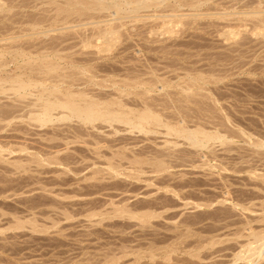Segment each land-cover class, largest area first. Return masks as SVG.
Listing matches in <instances>:
<instances>
[{"label":"rangeland","instance_id":"1","mask_svg":"<svg viewBox=\"0 0 264 264\" xmlns=\"http://www.w3.org/2000/svg\"><path fill=\"white\" fill-rule=\"evenodd\" d=\"M100 1L0 0V264H264V0ZM54 53L63 70L37 71ZM66 71L106 84L157 81L123 98L218 137L198 148L176 136H127L121 124L42 126L31 119L35 96L9 90L17 75ZM115 128L135 143L104 150L144 165L126 158L116 173L98 162L85 132ZM166 139L179 142L167 149Z\"/></svg>","mask_w":264,"mask_h":264},{"label":"bare ground","instance_id":"2","mask_svg":"<svg viewBox=\"0 0 264 264\" xmlns=\"http://www.w3.org/2000/svg\"><path fill=\"white\" fill-rule=\"evenodd\" d=\"M100 1V0H98ZM103 1V0H102ZM102 2L100 1V4ZM71 4V2H70ZM83 4V3H82ZM87 4V3H86ZM97 5L99 3H96ZM104 4V3H102ZM142 5V4H140ZM90 7V6H89ZM143 7V6H142ZM146 7V6H144ZM123 10V9H122ZM264 11V10H263ZM135 12V11H134ZM149 15V14H148ZM167 15V14H166ZM171 15V14H170ZM156 16V15H155ZM162 16V15H161ZM262 16V15H261ZM140 17V16H139ZM142 17V16H141ZM144 17V16H143ZM147 17V16H145ZM153 17V16H151ZM166 17V16H165ZM169 17V16H168ZM177 17V16H176ZM162 18V17H161ZM152 19V18H151ZM150 19V20H151ZM155 19V18H154ZM157 19V18H156ZM163 19V18H162ZM158 20V19H157ZM166 21L168 19H165ZM173 20V19H172ZM163 21V20H161ZM171 21V20H170ZM113 23V22H111ZM159 24V23H158ZM161 24V23H160ZM163 24V23H162ZM168 24V23H167ZM165 25V24H164ZM109 26V25H108ZM115 27V26H114ZM119 27V26H118ZM158 27V26H157ZM165 27V26H164ZM117 28V27H116ZM154 29V27H153ZM110 30V29H108ZM105 31V34L106 32L109 33H112L116 30H111L110 31ZM118 30V29H117ZM160 30V29H159ZM151 31V30H150ZM116 33V32H115ZM119 33V32H118ZM103 34V33H102ZM104 34V35H105ZM95 36V35H94ZM119 36V35H118ZM82 37V36H81ZM103 37V36H102ZM108 37V36H107ZM114 37V36H113ZM79 38V36H78ZM84 38V37H83ZM91 37H89L90 39ZM106 38V37H105ZM112 36H110V38H107L108 42H110V40L112 41ZM117 38V37H116ZM120 38V37H119ZM65 39V38H64ZM74 39V38H72ZM86 39V38H84ZM92 39V38H91ZM118 39V38H117ZM94 40V39H93ZM102 40V38H101ZM104 40V39H103ZM102 40V41H103ZM48 41V40H46ZM80 41V40H78ZM92 40H90L91 42ZM114 41H115V38H114ZM113 41V42H114ZM43 42V41H42ZM75 42V41H74ZM89 42V41H88ZM87 43V44H90ZM107 42V43H108ZM117 42V41H115ZM61 43V42H60ZM85 43V40L84 42ZM92 43V42H91ZM103 43V42H102ZM104 43H106V41H104ZM35 44V43H34ZM47 44V43H46ZM52 44V43H51ZM56 44V43H55ZM54 44V46H55ZM69 44V43H68ZM117 44V43H116ZM15 45V44H14ZM43 46H45L44 44H42ZM41 45V46H42ZM49 45H50V42H49ZM92 45V44H91ZM95 45V44H94ZM112 45V44H111ZM24 46V45H23ZM26 46V45H25ZM24 46V48H25ZM32 46V45H31ZM39 46V44L37 45ZM53 46V47H54ZM89 46V45H88ZM108 46V45H106ZM113 46V45H112ZM14 47V46H13ZM71 47V45H70ZM96 47V46H95ZM101 47V46H100ZM103 47V46H102ZM101 47V48H102ZM12 48V47H11ZM24 48H20V47H17L16 48V52H17V55H20V56H25L27 55L26 54V51ZM43 48V47H41ZM46 47H44L43 49H45ZM113 48V47H112ZM47 49V48H46ZM51 49V48H49ZM48 49V50H49ZM61 50V49H60ZM33 51V50H32ZM11 52V51H9ZM55 52V51H54ZM100 52V51H99ZM12 53V52H11ZM44 51L40 52L39 54H43ZM53 53V52H52ZM3 53L0 52V56H2ZM68 56V55H67ZM42 57V56H41ZM58 59H62V57H58V54H53V55H49V54H46L44 55L41 59L44 61V63L41 64V67L39 68V70L37 71H40V72H47V73H50V72H56V74L62 69L61 66L58 64V62L56 61ZM82 58V57H81ZM94 58V57H93ZM100 58V57H99ZM76 59V58H75ZM90 59V58H88ZM87 60V59H86ZM91 60V59H90ZM34 61V60H33ZM41 61V62H43ZM81 63V62H80ZM81 65V64H80ZM79 65V66H80ZM78 66V65H77ZM83 66V65H82ZM100 66V65H99ZM96 67V66H95ZM115 67V66H114ZM91 68V67H90ZM70 69V67H69ZM29 70V69H28ZM63 70V69H62ZM79 70H80V67H79ZM87 67L84 68V67H81V72L80 73H84L86 75V72H87ZM106 70V69H105ZM115 70V69H114ZM73 71V70H72ZM119 71V70H118ZM39 72V73H40ZM38 73V74H39ZM78 73V72H77ZM76 73V74H77ZM129 73V72H128ZM42 74V73H41ZM54 74V73H53ZM52 74V75H53ZM74 74V73H73ZM73 74H67V71H66V74L63 73H59L58 76H51V77H41V79H38V77L36 78L37 80H27V78H23L21 75H17L15 77H12L11 79H8L9 81L13 82V83H16L15 85L12 84V87L9 88V90H12L15 94H17L19 97H22V98H27L29 96H35L34 99L35 100H32L31 102L29 101V108L31 111V119L32 120H35L36 122H40V124L42 123V126L46 125L47 123L49 124L50 122H54L55 124L59 121H66V123L70 124L74 121H77L79 123H81L82 125H85V126H90L92 128H100L102 125V127H104L103 125H109V126H114V125H118V124H121L122 126L124 125V131L127 133H140L142 135H150L152 137L154 136H158V135H164L163 137H169V136H176V137H180V138H183L185 140H188L192 146L194 147H201V148H204L208 142H210L211 140H214L218 137V135L214 132H209L205 129H203L202 127H196L194 129H191L189 128L188 126L185 125V120H181L177 123H172L171 119L169 116H166V118L169 117L170 120L164 118L160 112L157 111V109L153 106L154 104H152L151 102H144V105L142 106H133L131 105L130 101L127 100L124 96L123 98V95H128V94H131V92L129 91L131 88H135L139 85H144L146 86V88L148 87V89H146V91L144 92L145 93H149L151 90L153 89H157V81L154 83L153 81H127V80H124L122 83H120L119 81H113L111 84H106L105 83V80L104 81H96V76L93 75L91 77H88L86 76L87 79L83 80V81H80L79 79H76L75 78V75ZM136 74V73H135ZM141 74V73H140ZM45 75V74H44ZM81 75V74H80ZM88 75V74H87ZM129 75V74H127ZM152 75V74H151ZM46 76V75H45ZM90 76V75H89ZM102 76V75H101ZM104 76V75H103ZM106 76V75H105ZM136 76V75H135ZM78 77V76H76ZM32 78V77H31ZM35 78V77H34ZM148 78V77H147ZM146 78V79H147ZM155 78V77H154ZM112 79V78H111ZM77 80H79L80 82H78ZM129 80V79H128ZM152 80V79H151ZM158 80V79H157ZM161 80V79H160ZM77 81V82H76ZM4 80L3 79H0V89L2 88L3 89V84H4ZM49 82V83H48ZM33 86H38L40 87V89L38 90V92H34L31 90V87ZM41 86L42 89H41ZM91 86H98V91H95L92 87V90L88 87H91ZM156 87V88H155ZM108 88V89H107ZM117 89V91L119 92V95H118V92H117V97H115L114 95H116V92L115 94H113L111 92V89ZM115 89V90H116ZM128 89V90H127ZM144 90V89H143ZM185 90V89H184ZM128 92V93H126ZM135 92V91H134ZM186 92V91H185ZM126 93V94H125ZM139 93V92H138ZM147 97V96H146ZM33 98V97H32ZM18 99V98H17ZM19 100V99H18ZM30 100V99H29ZM148 100V99H147ZM160 100V99H159ZM25 101H27L25 99ZM165 101V100H164ZM133 104V103H132ZM141 104V103H140ZM159 104V103H158ZM23 105V104H22ZM136 105V104H135ZM138 105V104H137ZM157 105V104H156ZM166 106V105H165ZM25 108V107H24ZM23 108V109H24ZM17 109V108H16ZM180 109V108H179ZM162 110V109H161ZM166 110V109H165ZM2 111V110H1ZM13 111V110H12ZM17 111V110H16ZM20 112V111H19ZM26 112V111H25ZM17 113V112H16ZM29 113V112H28ZM177 113V111H176ZM5 114V113H3ZM169 114V113H168ZM167 114V115H168ZM184 116V115H183ZM176 117V116H175ZM177 118V117H176ZM189 120V119H188ZM29 121V120H28ZM31 121V120H30ZM69 121V122H68ZM53 123V124H54ZM65 123V124H66ZM194 123V122H193ZM62 124V123H61ZM64 124V123H63ZM188 124V123H187ZM196 124V123H195ZM37 126V125H36ZM71 126V125H70ZM75 125H73L74 127ZM106 126V127H107ZM120 127V125H118ZM121 126V127H122ZM193 126V125H192ZM205 126V125H204ZM40 127V126H39ZM77 127V126H76ZM117 127V126H116ZM205 128V127H204ZM67 129V128H66ZM75 130V128H73ZM83 129V128H82ZM87 129V128H86ZM91 129V128H90ZM103 129V128H102ZM116 129V128H115ZM123 129V128H122ZM65 130V129H64ZM79 130V129H78ZM77 130V131H78ZM54 131V130H53ZM81 131V130H80ZM83 132V131H82ZM113 132V131H112ZM56 133V132H55ZM66 133V132H65ZM63 132V134H65ZM78 133V132H77ZM88 137H92V140H86L87 141V145L90 144L92 145L94 148V152L97 154L98 158H96L97 160L100 158L102 159H106L107 160V164L108 166L115 170L116 173H118L120 170L118 169V167H120L124 162L123 160H125L126 158L130 161H132V163L134 164H143V162L145 161V159H142L137 157V158H134V159H130L128 157H126V154H124L123 152H114L113 155H110L109 153L111 152H107L108 150H104L105 147H110L112 148L114 145L112 142L114 143H125L126 145H129L131 143H135L134 139L133 141H131L132 138H130V141H127L129 140V138H125V137H122L119 135L120 138H117L118 135L117 134H121V130L120 129H116L115 132L111 133V136H113L112 139L109 138L110 135H106V136H103L102 134H98V133H94V132H85ZM101 133V132H100ZM105 133V132H104ZM125 133V134H126ZM128 133H127V136H128ZM83 135L87 136L86 134L82 133ZM109 134V133H108ZM117 135L116 136H114ZM125 134H123L124 136H126ZM82 135V136H83ZM139 135V134H138ZM137 135V136H138ZM69 136V135H67ZM66 136V137H67ZM108 136V137H107ZM110 136V137H111ZM126 136V137H127ZM149 136V137H150ZM78 137V136H77ZM116 137V139L114 138ZM135 137V136H134ZM141 137V136H140ZM159 137V136H158ZM49 138V137H48ZM75 138V137H74ZM86 138V137H85ZM138 138V137H136ZM151 138V137H150ZM170 138V137H169ZM58 139V138H57ZM83 139H84V136H83ZM91 139V138H90ZM127 139V140H126ZM156 139V137H155ZM158 139V138H157ZM164 139V138H163ZM171 139V138H170ZM47 140V139H46ZM56 140V139H55ZM77 140V139H76ZM74 140V141H76ZM136 140V139H135ZM154 140V139H152ZM166 147L167 149L169 148V145L172 143H175V144H178L176 142H179V141H176V142H173L172 140H169V139H166ZM182 140V139H181ZM48 141V140H47ZM119 141V142H118ZM145 141V140H144ZM151 141V140H150ZM67 142V141H66ZM71 142V141H70ZM79 142V141H78ZM137 142V141H136ZM139 142V141H138ZM51 143V142H50ZM68 143V142H67ZM76 143V142H75ZM86 143V142H85ZM112 143V144H111ZM116 143V144H117ZM69 144V143H68ZM122 144V145H123ZM150 144V143H149ZM174 144V145H175ZM78 145V144H77ZM135 145V144H134ZM137 145V144H136ZM157 145V144H156ZM258 145V144H257ZM52 146V145H51ZM76 146V145H75ZM125 146V145H124ZM160 146V145H159ZM178 146V145H177ZM127 147V146H126ZM141 147V146H140ZM262 147V146H261ZM53 148V147H52ZM92 148V147H91ZM119 148V147H118ZM125 148V147H123ZM136 148V147H135ZM159 148V147H158ZM162 148V147H161ZM79 149V148H78ZM109 149V148H108ZM133 149V148H132ZM89 150V149H88ZM122 150V149H121ZM144 150V149H143ZM146 150V149H145ZM160 150V149H159ZM68 151V150H67ZM87 151V150H86ZM92 151V150H91ZM134 151V150H133ZM57 152H59V150H57ZM145 152V151H144ZM150 152V151H149ZM158 152V151H156ZM195 152V151H194ZM69 153V152H68ZM94 153V154H95ZM121 153V154H120ZM133 153V152H132ZM141 153V152H140ZM153 153V152H152ZM162 153V152H161ZM93 154V153H92ZM109 154V155H108ZM134 154V153H133ZM169 154V153H167ZM166 154V155H167ZM144 155V154H143ZM161 155V154H160ZM158 155V156H160ZM165 155V154H164ZM179 155V154H178ZM37 156V155H36ZM62 157V155H60ZM66 156V155H65ZM69 156V155H68ZM71 156V155H70ZM92 156V155H91ZM131 156V155H129ZM151 156V155H150ZM157 156V155H156ZM155 156V157H156ZM182 156V155H181ZM186 156V155H185ZM41 157V156H40ZM57 157V156H55ZM64 157V156H63ZM85 157V156H84ZM162 157V156H161ZM171 157V156H169ZM179 157V156H178ZM158 158V157H156ZM155 158V160H156ZM160 158V157H159ZM158 158V159H159ZM51 159V158H50ZM59 159L57 158L56 160H58V162L60 161V164H64L67 159V157L65 159ZM75 159V158H74ZM161 159V158H160ZM171 159V158H170ZM184 159V158H183ZM55 160V161H56ZM85 160V159H84ZM83 160V161H84ZM96 160V161H97ZM168 160V159H167ZM52 161V160H51ZM52 161L54 163H58L57 161ZM69 161V160H68ZM95 161V163H97ZM127 161V160H126ZM125 161V162H126ZM129 161V162H130ZM157 161V160H156ZM162 162L163 159H161ZM67 162V161H66ZM99 162V160H98ZM101 162V161H100ZM154 162V161H153ZM159 162V163H158ZM159 161H157L158 165H156V167L154 169H158L157 171L159 172V170L162 171L161 169V166H163L164 164ZM185 162V161H184ZM88 164V162H87ZM90 164V163H89ZM88 164V165H89ZM101 164V163H100ZM133 164V165H134ZM153 164V163H152ZM154 164H156V162H154ZM153 164V165H154ZM160 164H163V165H160ZM124 165V164H123ZM122 165V166H123ZM144 165V164H143ZM146 165V164H145ZM167 165V164H166ZM52 166V165H51ZM95 166V164H94ZM104 166V165H103ZM121 166V167H122ZM140 166V165H139ZM170 166V165H169ZM173 166V165H172ZM69 167V166H68ZM137 167V166H136ZM158 167V168H157ZM160 167V168H159ZM165 167V166H163ZM162 167V168H163ZM81 168V167H80ZM87 168V167H86ZM103 168V167H102ZM106 168V166H105ZM127 168V167H126ZM143 168V167H142ZM146 168V167H145ZM124 169V168H123ZM129 169V168H128ZM165 169V168H164ZM167 169V168H166ZM78 170V169H77ZM102 170V169H101ZM104 170V169H103ZM102 170V171H103ZM136 170V169H135ZM142 171V170H141ZM145 171V170H144ZM153 171V169H152ZM155 171V170H154ZM94 172V171H93ZM92 172V173H93ZM99 172V171H98ZM143 172V171H142ZM110 173V172H109ZM135 173V172H134ZM133 173V174H134ZM143 173H146V172H143ZM170 173V172H169ZM78 174V173H77ZM120 174V173H119ZM140 174V173H139ZM153 174V173H152ZM122 175V174H121ZM143 175V174H142ZM163 175V174H162ZM170 175V174H169ZM105 176V175H104ZM103 176V177H104ZM112 177V176H111ZM163 177V176H162ZM84 178V177H83ZM97 178V177H96ZM119 178V177H118ZM121 178V177H120ZM148 178V177H147ZM150 178V177H149ZM103 179V178H101ZM110 179V178H109ZM99 180V178H98ZM129 180V179H128ZM146 180V179H144ZM148 180V179H147ZM100 181V180H99ZM98 181V182H99ZM104 181V180H103ZM138 182V181H137ZM116 183V182H115ZM149 183V182H148ZM163 183V182H162ZM111 184V183H110ZM123 185V184H122ZM137 185V184H136ZM100 186V185H99ZM109 186V185H108ZM124 186V185H123ZM166 186V185H165ZM101 187V186H100ZM110 187V186H109ZM170 187V186H169ZM103 189V187H102ZM115 190V189H113ZM117 190V189H116ZM119 190V189H118ZM170 190V189H169ZM172 192V191H171ZM174 193V192H173ZM101 194V193H100ZM150 202V201H149ZM125 203V202H124ZM122 204V203H121ZM111 205V204H110ZM115 205V204H114ZM125 205V204H124ZM141 205V204H140ZM126 206V205H125ZM131 206V205H130ZM205 206V205H204ZM102 207V205H101ZM120 207V206H119ZM197 207V206H196ZM243 207V206H242ZM114 208V207H113ZM126 208V207H125ZM142 208V207H140ZM200 208V207H199ZM108 209V208H107ZM112 209V208H111ZM115 209V208H114ZM121 209V208H120ZM119 210V209H118ZM126 210V209H124ZM130 210V209H129ZM135 210V209H134ZM247 210V209H246ZM88 211V210H87ZM103 211V210H102ZM105 211V210H104ZM128 211V210H127ZM131 211V210H130ZM111 212V211H110ZM129 212V211H128ZM91 213V212H90ZM98 213H101V212H98ZM97 214V213H96ZM104 214V213H103ZM120 214V213H119ZM118 214V215H119ZM125 214V213H124ZM112 215V214H111ZM132 215V214H131ZM88 216V215H87ZM120 216V215H119ZM256 233V232H254ZM260 234V233H259ZM261 235V234H260ZM257 237V236H256ZM262 238V237H261ZM255 240V239H254ZM250 242V241H249ZM253 242V241H252ZM255 242V241H254ZM264 242V241H263ZM257 242H255L256 244ZM261 243V242H260ZM251 244V243H250ZM254 244V245H255ZM263 244V243H262ZM252 245V244H251ZM249 245L250 247V250L251 251L252 249H254L255 246H251ZM264 245V244H263ZM262 246V245H261ZM261 246H259V250L260 249H263L262 251L264 252V248H261ZM258 249V248H257ZM244 250V249H243ZM245 251V250H244ZM248 251V250H247ZM261 251V250H260ZM259 251V253H261ZM262 252V253H263ZM250 253V252H249ZM244 255V254H242ZM240 255V256H242ZM246 255V254H245ZM244 255V256H245ZM253 255V254H252ZM236 256V255H235ZM236 257H239L238 255ZM243 257V256H242ZM240 257V258H242ZM249 257V255H248ZM251 257V256H250ZM238 258V259H240ZM243 259H246L243 258ZM250 259V258H249ZM110 263V262H109ZM23 264V262H22ZM112 264H116V263H112Z\"/></svg>","mask_w":264,"mask_h":264}]
</instances>
